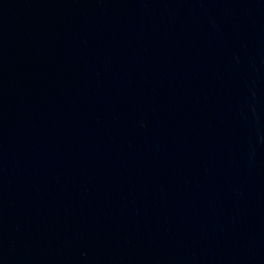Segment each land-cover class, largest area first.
Segmentation results:
<instances>
[{
    "label": "water",
    "instance_id": "water-1",
    "mask_svg": "<svg viewBox=\"0 0 264 264\" xmlns=\"http://www.w3.org/2000/svg\"><path fill=\"white\" fill-rule=\"evenodd\" d=\"M0 264H264V0H0Z\"/></svg>",
    "mask_w": 264,
    "mask_h": 264
}]
</instances>
